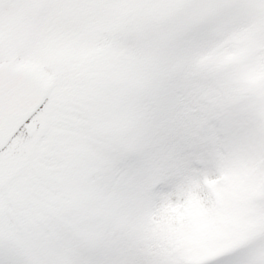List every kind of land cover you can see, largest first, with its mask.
Wrapping results in <instances>:
<instances>
[{
  "label": "snow or ice",
  "instance_id": "snow-or-ice-1",
  "mask_svg": "<svg viewBox=\"0 0 264 264\" xmlns=\"http://www.w3.org/2000/svg\"><path fill=\"white\" fill-rule=\"evenodd\" d=\"M0 264H264V0H0Z\"/></svg>",
  "mask_w": 264,
  "mask_h": 264
}]
</instances>
